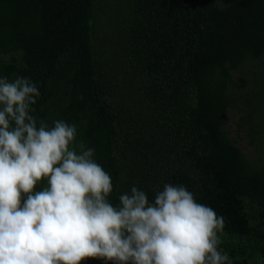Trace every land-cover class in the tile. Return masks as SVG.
I'll use <instances>...</instances> for the list:
<instances>
[{
	"label": "trees",
	"instance_id": "1",
	"mask_svg": "<svg viewBox=\"0 0 264 264\" xmlns=\"http://www.w3.org/2000/svg\"><path fill=\"white\" fill-rule=\"evenodd\" d=\"M18 76L37 126L95 150L109 203L182 185L224 218L230 264H264V0H0V77Z\"/></svg>",
	"mask_w": 264,
	"mask_h": 264
},
{
	"label": "clouds",
	"instance_id": "2",
	"mask_svg": "<svg viewBox=\"0 0 264 264\" xmlns=\"http://www.w3.org/2000/svg\"><path fill=\"white\" fill-rule=\"evenodd\" d=\"M39 96L28 78L0 77V264H230L218 250L224 218L186 187L165 184L149 202L133 186L109 203L111 176L75 143L76 126H37Z\"/></svg>",
	"mask_w": 264,
	"mask_h": 264
},
{
	"label": "rangeland",
	"instance_id": "3",
	"mask_svg": "<svg viewBox=\"0 0 264 264\" xmlns=\"http://www.w3.org/2000/svg\"><path fill=\"white\" fill-rule=\"evenodd\" d=\"M241 83H244L243 81H241ZM238 117V114H236V112H230V115L227 118V122L226 125L230 128V130H232V135H235V121ZM240 145L243 146L244 150H246L249 154L251 152L250 146L248 147L247 145H245L244 141H240Z\"/></svg>",
	"mask_w": 264,
	"mask_h": 264
}]
</instances>
